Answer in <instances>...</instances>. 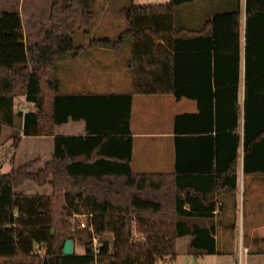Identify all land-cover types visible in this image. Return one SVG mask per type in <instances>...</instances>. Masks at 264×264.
<instances>
[{"label":"trees","instance_id":"1","mask_svg":"<svg viewBox=\"0 0 264 264\" xmlns=\"http://www.w3.org/2000/svg\"><path fill=\"white\" fill-rule=\"evenodd\" d=\"M189 1L131 3L130 27L120 39L127 37L131 48L132 88L92 93L63 92L55 59L60 44L72 39L65 38L68 21L79 10L89 13L92 0H52L60 11H51L31 43L21 12L4 10L0 0V144L4 126L17 129L15 147L23 135L55 140L42 166L33 158L0 170V264H161L177 256V238L185 234L192 235L189 251H217L215 225L204 219L216 209L218 185L236 187L241 142L245 172L264 173V0H246L244 64L240 9L218 12L200 29L177 27L174 14ZM225 23L237 28V39L230 51H213L212 26L218 39ZM19 93L30 104L26 110L15 108ZM135 93L197 100L198 111L175 116L174 172L131 167ZM69 119H84L86 134H55V126ZM27 180L50 183L53 190H17ZM75 213L86 214L93 231L79 227L80 218L73 222ZM70 237L84 244L83 252L64 253ZM37 242L46 247L43 256L33 253Z\"/></svg>","mask_w":264,"mask_h":264},{"label":"crops","instance_id":"2","mask_svg":"<svg viewBox=\"0 0 264 264\" xmlns=\"http://www.w3.org/2000/svg\"><path fill=\"white\" fill-rule=\"evenodd\" d=\"M166 1L169 0H153L149 3ZM92 4L91 2V7ZM105 4L107 8L112 5L108 1ZM236 8H239L242 14L238 34L244 64L246 0H192L177 8L173 21L177 27L200 29L208 20L215 19L216 13L228 12ZM118 9L130 25L127 15L128 6L121 5ZM79 14L83 16L84 13L79 10L74 16ZM80 23H83L82 19L79 20V25ZM97 25L98 23L94 24L92 32ZM128 25L122 32L129 29ZM236 31L235 26L225 23L220 27V36L218 34L217 39L215 28L212 26L213 51L216 49L230 51L237 39ZM190 32L189 35H192ZM120 36L121 34L117 38L100 36L109 38L107 41H102L96 40L92 33L86 40L71 39L60 44V50H57L55 59L61 90L92 93L130 91L132 88V69L129 62L131 48L127 37L120 39ZM159 42L163 41L158 39L157 43ZM199 50L194 51L197 54V56L195 54V61L200 60ZM122 53L126 56L123 57ZM196 75L199 76L196 73L193 77ZM242 79L241 100L243 101L244 69ZM186 111H198L196 99L177 98L172 93H135L133 95L131 167L135 172H174L176 170L175 116ZM85 125L84 119H69L55 126V134H86ZM26 136L34 139L39 148L38 155L34 157L39 160L35 167L37 164H42L44 158L48 160L52 157L55 149L54 135H23L22 139ZM240 151L236 168V187L229 189L219 184L212 195L216 201V209L211 217L204 219V223L215 225L213 234L217 251L197 255H214L215 264H264V173L245 172L242 142ZM191 237V234H185L177 238L179 253H193L189 251ZM176 258L177 256L174 259Z\"/></svg>","mask_w":264,"mask_h":264},{"label":"rangeland","instance_id":"3","mask_svg":"<svg viewBox=\"0 0 264 264\" xmlns=\"http://www.w3.org/2000/svg\"><path fill=\"white\" fill-rule=\"evenodd\" d=\"M111 2L110 7H105V2ZM153 0H92V7L89 13L74 16L67 23L65 38L76 39L77 41L86 40L93 33L94 37L107 36L112 38L119 37L128 25L126 17L119 12L118 7L121 5L129 6L131 3L145 4ZM116 3V5H115ZM120 4V5H118ZM2 7L8 11H20L23 14V24L25 30V39L28 43L37 41L40 38L39 29L41 24H48L50 13L60 11L58 4L52 9V0H2ZM83 20L80 23L79 20ZM98 23L96 29L92 32L94 24ZM130 26V25H128ZM125 57L126 54L122 53ZM30 107L24 94L19 93L15 98V108L26 110ZM16 128L4 126L3 143L0 144V170L9 172L14 165L20 164L26 160L36 157L39 148L34 139L26 136L22 139L19 146L12 144V135ZM47 157V156H45ZM37 164L36 167L43 165ZM17 190L24 192H52L51 184L40 185L35 181L28 180L20 185ZM76 252H83L85 246L79 240L75 241ZM215 264L214 255H197L193 253L178 252L176 260L167 258L161 260V264Z\"/></svg>","mask_w":264,"mask_h":264},{"label":"built area","instance_id":"4","mask_svg":"<svg viewBox=\"0 0 264 264\" xmlns=\"http://www.w3.org/2000/svg\"><path fill=\"white\" fill-rule=\"evenodd\" d=\"M90 216H92V214L90 213ZM86 214H80V213H75L74 217H73V222L76 221L77 218H80V222H79V227H86L87 225L91 226V229L93 231V226L91 223H88L87 220L85 219ZM75 225L73 226V229H75ZM93 244H94V248L95 251L97 252L99 250V240H98V236L97 235H93ZM46 252V247L41 244V243H35L34 245V250L33 253L43 256L44 253Z\"/></svg>","mask_w":264,"mask_h":264},{"label":"water","instance_id":"5","mask_svg":"<svg viewBox=\"0 0 264 264\" xmlns=\"http://www.w3.org/2000/svg\"><path fill=\"white\" fill-rule=\"evenodd\" d=\"M107 238L109 239V241L111 242V245L114 246L115 245V239L112 233H108L107 234ZM63 251L65 254H73L76 252V248H75V239L70 237L67 238L64 242V246H63Z\"/></svg>","mask_w":264,"mask_h":264}]
</instances>
